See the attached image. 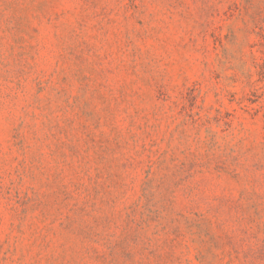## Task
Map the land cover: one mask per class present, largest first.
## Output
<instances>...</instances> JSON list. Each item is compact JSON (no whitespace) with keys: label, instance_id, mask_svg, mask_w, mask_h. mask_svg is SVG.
<instances>
[{"label":"rangeland","instance_id":"1","mask_svg":"<svg viewBox=\"0 0 264 264\" xmlns=\"http://www.w3.org/2000/svg\"><path fill=\"white\" fill-rule=\"evenodd\" d=\"M0 264H264V0H0Z\"/></svg>","mask_w":264,"mask_h":264}]
</instances>
